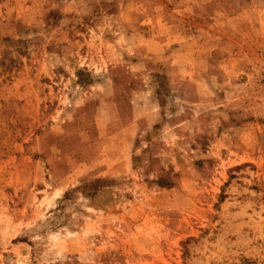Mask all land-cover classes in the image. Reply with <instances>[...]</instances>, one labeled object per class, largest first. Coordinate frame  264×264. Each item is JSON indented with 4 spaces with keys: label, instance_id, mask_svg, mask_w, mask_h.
Wrapping results in <instances>:
<instances>
[{
    "label": "rangeland",
    "instance_id": "obj_1",
    "mask_svg": "<svg viewBox=\"0 0 264 264\" xmlns=\"http://www.w3.org/2000/svg\"><path fill=\"white\" fill-rule=\"evenodd\" d=\"M0 264H264V0H0Z\"/></svg>",
    "mask_w": 264,
    "mask_h": 264
}]
</instances>
